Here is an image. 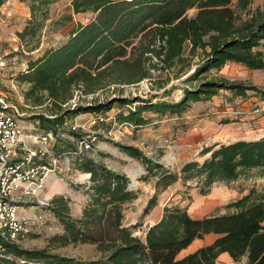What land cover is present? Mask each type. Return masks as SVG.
Segmentation results:
<instances>
[{
    "label": "trees",
    "instance_id": "trees-1",
    "mask_svg": "<svg viewBox=\"0 0 264 264\" xmlns=\"http://www.w3.org/2000/svg\"><path fill=\"white\" fill-rule=\"evenodd\" d=\"M7 0H0V6ZM30 16L17 32L20 44L33 51L39 46L49 6L55 0H22ZM251 0H71L74 13L91 12L86 22H76L57 44L44 48L27 61L25 70L16 76L26 83V104L40 109L32 114L41 130L56 133L68 119L80 113L109 109L114 103L128 106L116 120L135 126L147 123L145 111L181 113L193 102L208 99L221 90L245 96L248 91L264 97V90L254 84L225 78H203L211 69L235 62L249 69H264V53L258 49L264 39V5L251 11ZM196 9L193 15L188 11ZM70 16L53 22L64 26ZM138 39L135 44V41ZM202 57L185 78L181 97L175 101L149 97H112L107 101L85 104L74 98L89 95L110 86L128 85L151 77V69H170L185 60L183 52ZM155 59L156 62H152ZM197 81L196 84H191ZM165 82V81H164ZM163 83V82H162ZM163 85L161 84V87ZM164 93V92H163ZM163 96V95H161ZM137 102L136 104H134ZM133 104V106H131ZM125 154L139 159L146 174L154 179L155 192L143 210L147 214L157 204V195L180 179L195 180L199 193H209L216 182H229L252 169L264 172V136L238 139L208 147L209 156L201 162L189 160L178 172L147 156L129 144H118ZM76 163V164H75ZM76 168L89 173V201L79 218L67 214L62 197L51 200V208L64 225L62 243L89 241L106 251L103 258L79 260L51 254L45 249H26L2 241L9 252L43 264H216L227 252L245 264H264V191L251 187L228 207L235 211L191 216L185 207L165 206L160 219L148 226L144 240L122 226L121 205L134 199L125 174L96 162L91 157L74 161ZM208 233L216 238L182 257L180 251Z\"/></svg>",
    "mask_w": 264,
    "mask_h": 264
},
{
    "label": "rangeland",
    "instance_id": "rangeland-1",
    "mask_svg": "<svg viewBox=\"0 0 264 264\" xmlns=\"http://www.w3.org/2000/svg\"><path fill=\"white\" fill-rule=\"evenodd\" d=\"M263 5L264 0H251L249 8L255 11ZM195 11L196 9H191L188 14L193 15ZM29 16V7L25 1L7 0L0 6V96L17 107L26 132L41 133L44 130H41L31 117L40 109H34L26 104L23 92L27 84L19 82L16 76L20 71L25 70L28 59L36 57L44 48L60 42L76 22H86L92 14L91 12L74 13L71 0H55L49 6L48 19L42 28L39 46L33 51L22 46L17 36V32L22 29ZM64 16H70L71 21L64 26H57L53 23ZM137 41L138 39L135 44ZM188 48L186 46L184 49L185 60L182 64H177L168 70L151 69L150 78L134 84L110 86L89 95L87 99L80 100L76 97L72 104L74 105V102L85 104L87 101H107L112 97L132 99L134 96H139L144 98L155 94L157 97L154 100H178L181 97L182 88L187 84L184 81L185 78L193 71L202 57L200 49L191 55ZM258 49L264 53V39ZM152 62L156 60L152 59ZM203 78H225L233 82L254 84L264 90V69H249L235 62H226L219 69H211L198 77L197 81ZM197 81H192L191 84H196ZM225 91L227 93L219 91L214 96L215 99L222 100L214 105L203 106L193 102L187 110L181 113L145 111L143 116L148 121L144 125L135 126L128 122L115 125L113 138L100 135L93 143L91 150L82 152L76 150L78 134L71 132L70 126L74 122L85 120L89 114L80 113L66 119L67 121L62 126L56 127L57 137L53 140V151L61 155L60 169L54 178L57 182H61V186L57 187L50 182L38 197H30L21 203V215L27 219L29 231L17 244L22 248L45 249L51 254L74 257L79 260L99 259L105 256L106 251L99 249L97 243L89 241L62 243L61 235L64 233V225L49 208L53 198L62 197L66 201L67 214L72 218L80 217L90 196L88 192L89 173L76 168V163L74 164V161L80 157H91L96 162L125 174L128 178V185L132 182L133 185L128 189L134 192L136 197L121 205L122 226L130 228L133 235L142 240H144L148 226L157 218L159 211L153 209L156 205L161 213L165 206H180L185 207L191 216L201 217L220 211H235L234 207H228L227 204L238 199L243 193H247L251 187L257 191H264V172L260 169H252L233 181L214 183L210 190L212 188L220 190L217 193L219 202L216 203L207 196L208 193L204 195L199 193V184L195 180L183 183L178 179L157 195V204L147 214L143 213L147 201L155 192L154 179L147 177L146 180H142L141 177L146 174L144 164L139 159L125 154L118 144L136 146L156 162L178 172L186 161L201 162L207 158L209 153H203V150L208 147L230 142L233 138L242 137L241 139L252 140L264 136V109L256 115L244 111L233 114L229 111L218 110L219 107H231L232 110L236 107L253 109L261 106L264 108V97L251 91H248L245 96L235 95L229 90ZM209 99L211 97L198 102H205ZM128 108V106L114 103L102 112L115 118L119 111L126 112ZM227 121L230 123L227 124ZM110 125L111 123L108 122L91 129L102 131ZM85 174L88 175L85 176ZM41 201L44 204H41ZM245 263L246 257H241L238 261H234L229 255L216 259V264Z\"/></svg>",
    "mask_w": 264,
    "mask_h": 264
},
{
    "label": "built area",
    "instance_id": "built-area-1",
    "mask_svg": "<svg viewBox=\"0 0 264 264\" xmlns=\"http://www.w3.org/2000/svg\"><path fill=\"white\" fill-rule=\"evenodd\" d=\"M263 109L256 106L253 112ZM88 114L70 126L78 134L76 150L80 152L91 150L100 135L113 138L115 125L127 123L102 111ZM108 122L110 127L102 131L91 129ZM55 137L52 131L26 132L17 107L0 96V264H43L9 252L2 241L17 244L28 233L29 223L20 206L28 198L38 197L50 176H57L61 155L53 151Z\"/></svg>",
    "mask_w": 264,
    "mask_h": 264
},
{
    "label": "crops",
    "instance_id": "crops-1",
    "mask_svg": "<svg viewBox=\"0 0 264 264\" xmlns=\"http://www.w3.org/2000/svg\"><path fill=\"white\" fill-rule=\"evenodd\" d=\"M221 91H223L224 93H227L225 90H221ZM215 96V95H214ZM214 96H212L211 97V99H209V100H206L205 102H198L197 101V103L196 104H202L203 106L204 105H214V104H217V103H219V102H221L222 100L221 99H215V97ZM244 104H246V102H244ZM243 104V105H244ZM218 110H220V111H229L230 113H233V114H235V113H239L240 111H244V112H249V114H253V115H256V114H254V112H253V109H245V108H243V107H241V108H238V107H236V109L234 110H232L231 109V107H228V108H223V107H219V109ZM83 114H88V113H83ZM227 124L228 123H230V121H227L226 122ZM242 138V137H241ZM241 138H233L232 140H230V141H235V140H238V139H241ZM228 142V141H227ZM77 153V152H76ZM88 174H85V176H87ZM50 182H53L54 184H55V186H57V187H59V185L61 186V182H57V180H55V178H54V176H50L48 179H47V183H46V187L50 184ZM211 192H209L208 193V195L207 196H209V197H211L210 199H212V201H214V203H216V202H219L217 199H218V197H217V193L220 191V190H217L216 188H212V190H210ZM244 194H246V193H243L242 195H244ZM40 195V194H39ZM241 197V196H240ZM153 209H155V211H159V212H157V218H156V220H155V222H157L158 220H159V218L161 217V211H160V209L158 208V205H156ZM157 209V210H156ZM154 211V210H153ZM232 212V211H231ZM221 213H226V212H224V211H220V212H218V213H216V214H221ZM155 222H152L151 224H153V223H155ZM150 224V225H151ZM216 234H214V233H208V234H206L203 238H201V239H195V240H193L192 241V243L191 244H189L186 248H184V249H182L181 251H180V253L178 254V257H182V256H184V255H186V254H188V253H190V252H193L194 250H196L197 248H199V247H201V246H204V245H207V244H210L215 238H216ZM227 255H229L227 252H223V253H221L218 257H227ZM217 257V258H218Z\"/></svg>",
    "mask_w": 264,
    "mask_h": 264
},
{
    "label": "water",
    "instance_id": "water-1",
    "mask_svg": "<svg viewBox=\"0 0 264 264\" xmlns=\"http://www.w3.org/2000/svg\"><path fill=\"white\" fill-rule=\"evenodd\" d=\"M129 186H132V182L129 183Z\"/></svg>",
    "mask_w": 264,
    "mask_h": 264
},
{
    "label": "bare ground",
    "instance_id": "bare-ground-1",
    "mask_svg": "<svg viewBox=\"0 0 264 264\" xmlns=\"http://www.w3.org/2000/svg\"><path fill=\"white\" fill-rule=\"evenodd\" d=\"M133 185V184H132Z\"/></svg>",
    "mask_w": 264,
    "mask_h": 264
}]
</instances>
